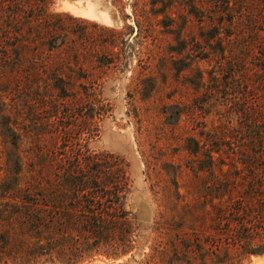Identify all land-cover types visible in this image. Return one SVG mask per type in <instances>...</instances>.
<instances>
[{
    "label": "rangeland",
    "instance_id": "374dc122",
    "mask_svg": "<svg viewBox=\"0 0 264 264\" xmlns=\"http://www.w3.org/2000/svg\"><path fill=\"white\" fill-rule=\"evenodd\" d=\"M88 1L0 0V201L107 157L129 242L79 264H157L182 205L200 208L214 142L264 138V0H98L107 21L78 13Z\"/></svg>",
    "mask_w": 264,
    "mask_h": 264
},
{
    "label": "trees",
    "instance_id": "16d2710c",
    "mask_svg": "<svg viewBox=\"0 0 264 264\" xmlns=\"http://www.w3.org/2000/svg\"><path fill=\"white\" fill-rule=\"evenodd\" d=\"M263 141L253 139L251 150L242 137L214 142L215 156H208L211 180L199 192L200 208L182 205L177 217L185 227L169 228L159 238L154 262L237 264L242 255H264ZM106 158L86 169L41 173L24 188L6 187L0 201V264H79L104 246L113 258L123 254L119 249L129 242L131 229L130 214L119 203L125 186L117 179L124 172L120 167L104 172Z\"/></svg>",
    "mask_w": 264,
    "mask_h": 264
},
{
    "label": "bare ground",
    "instance_id": "6f19581e",
    "mask_svg": "<svg viewBox=\"0 0 264 264\" xmlns=\"http://www.w3.org/2000/svg\"><path fill=\"white\" fill-rule=\"evenodd\" d=\"M86 1H88V0H86ZM97 2H98V0L97 1L96 0H89L88 3L86 2L87 4L80 6V8L78 9V13H83V14H86L89 17H93V18L94 17L99 18L100 16H102L107 21L108 15H106V13H102V11H103L102 9H101L102 11H100V9L97 8ZM71 4L73 6V3H71ZM70 8H71V6H70Z\"/></svg>",
    "mask_w": 264,
    "mask_h": 264
}]
</instances>
